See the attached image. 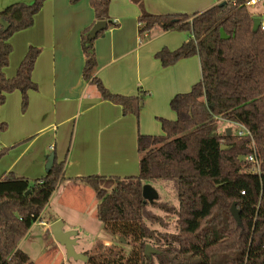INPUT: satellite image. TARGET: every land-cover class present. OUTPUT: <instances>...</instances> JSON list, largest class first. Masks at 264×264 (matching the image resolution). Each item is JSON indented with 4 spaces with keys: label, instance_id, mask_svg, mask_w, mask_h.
<instances>
[{
    "label": "trees",
    "instance_id": "1",
    "mask_svg": "<svg viewBox=\"0 0 264 264\" xmlns=\"http://www.w3.org/2000/svg\"><path fill=\"white\" fill-rule=\"evenodd\" d=\"M45 1L13 2L0 12V18L10 25L5 30L0 24V106L8 93L19 90L25 111L28 92L38 88L32 72L40 47L28 48L12 78L4 69L13 51L10 38L33 26ZM132 1L142 8L138 17L141 34L160 27L186 32L189 37L180 47L162 48L155 54L162 65L199 55L202 78L187 93L171 98L176 118H158L162 134L138 133L137 175L76 178L93 189L97 218L104 229L120 242L124 239L134 245L127 250L116 243L98 242L92 254L85 252V264H264V29L253 30L255 17L244 0H217L218 4L202 12L162 14L146 11L143 0ZM223 1L226 3L221 4ZM109 3L90 0L94 21L81 33L82 75L103 99L120 104L124 114L138 119L146 94H116L95 74V41L117 25L111 20ZM99 21L107 25L90 39L89 33ZM222 119L250 129L258 172L243 158L253 151L251 139L220 132ZM7 127L0 118V133ZM10 149H0V158ZM65 164L55 156L52 169L35 180L13 172L0 174V264H35L19 244L43 218L52 193L64 179ZM159 180L172 184L178 205L161 198L153 204L146 201L143 185ZM233 203L240 211L238 221L232 213ZM150 207L175 215L178 231L151 228L147 221L165 228L168 223ZM151 240L157 252L148 255L147 242Z\"/></svg>",
    "mask_w": 264,
    "mask_h": 264
},
{
    "label": "crops",
    "instance_id": "2",
    "mask_svg": "<svg viewBox=\"0 0 264 264\" xmlns=\"http://www.w3.org/2000/svg\"><path fill=\"white\" fill-rule=\"evenodd\" d=\"M19 1L30 4L34 0L4 1L0 12ZM218 3L143 0L146 11L159 14L202 12ZM109 5L111 20L117 25L109 27L95 41L98 60L95 74L116 94L136 95L140 91L146 94L138 119L133 114H124L120 104L103 99L96 86L82 75L85 58L81 33L94 21L90 0H47L35 15L33 26L15 32L10 38L13 51L4 69L9 78L15 75L31 45L42 51L32 72L38 88L28 92V108L21 110L19 90L8 93L0 106V118L8 124V129L0 134V149L11 148L0 159L1 174L13 172L30 180L40 178L47 173L51 151L58 161H66L64 179L52 193L43 218L36 222L47 229L58 219L64 221V227L67 225L58 205L86 214L85 196L95 193L76 178L137 175L138 133L162 134L158 118H176L170 107L171 98L187 93L202 78L199 55L166 67L155 56L162 48L180 47L189 38L186 32L154 27L141 34L140 5L132 0H110ZM259 14H264V10H259Z\"/></svg>",
    "mask_w": 264,
    "mask_h": 264
},
{
    "label": "rangeland",
    "instance_id": "3",
    "mask_svg": "<svg viewBox=\"0 0 264 264\" xmlns=\"http://www.w3.org/2000/svg\"><path fill=\"white\" fill-rule=\"evenodd\" d=\"M4 1L7 0H0V4H2ZM259 10H264L263 2H260L251 9L253 17L263 19L264 14H259ZM219 123L220 132H223L225 129H227V127H235V124L233 122L226 119H222V121H220ZM4 156H2L1 158H4ZM1 172L2 169L0 168V174ZM151 184L160 194L159 198L169 201L172 204L178 205V196L172 188L171 183L159 180ZM85 200L86 214L83 215L76 210L64 208L58 205L61 208L64 216H66L67 218V225L64 227V230H74L77 233L75 236V238L77 239V242L75 244L76 251L79 253L88 252V255L92 254L96 247L95 245L98 242H103L105 245L116 243L120 246H124L127 250L132 249L134 247L133 244L124 239L120 242V240L118 238H114L107 231V229H104L103 223L97 218L95 212V202H97L95 195L92 194L90 196L87 193L85 196ZM150 208L155 213H159L160 215L165 217L166 222L168 223V227L165 228L159 223H152L150 221H147V224L151 228L156 230L159 229L160 231H168L171 233L178 231L175 215H168L165 211H162L159 208ZM47 214L48 213L45 212V215ZM47 216V218H49V215ZM147 244L152 245L154 249L157 246L152 240L148 241ZM19 247L25 250L30 255V258L35 264H85V262L80 259H75L73 257L69 258L67 255L66 247H64L55 238L52 230H50V228H44L38 223H36V225H33L30 228L29 233L21 239Z\"/></svg>",
    "mask_w": 264,
    "mask_h": 264
},
{
    "label": "water",
    "instance_id": "4",
    "mask_svg": "<svg viewBox=\"0 0 264 264\" xmlns=\"http://www.w3.org/2000/svg\"><path fill=\"white\" fill-rule=\"evenodd\" d=\"M226 2H222L221 4H225ZM261 19L260 18H255L254 19V25H253V30H258L260 28L261 25ZM0 24L2 26H4L5 30H8L10 28L9 23L4 20L3 18H0ZM107 23L105 21H99L95 24V26L91 29L90 33H89V38H94L96 37L97 33L104 29L106 27ZM226 133L227 135H231L232 134V129L231 127H227L226 129ZM224 147V145H223ZM55 152L52 151L51 154L48 156L47 159V165H46V169L47 172L52 169V166L54 164V160H55ZM29 193V191L27 192V194ZM142 193L144 198L146 199V201H149L151 204H153L154 202H156V200L159 198L160 194L157 192L156 188L153 187V185L151 183H145L142 187ZM232 213L235 217V219L238 221L239 220V216H240V211L238 208H236V205L233 203L232 206ZM50 230H52L53 235L55 236V238L67 249V255L69 258L73 257L75 259H80L84 262H86L88 260V256L85 253H79L76 251V231L74 230H64V221L62 219H58L56 221L53 222V224L50 225ZM123 240V239H122ZM157 252L154 248H152L151 245H148L146 248V253L148 255H150L151 253H155Z\"/></svg>",
    "mask_w": 264,
    "mask_h": 264
},
{
    "label": "built area",
    "instance_id": "5",
    "mask_svg": "<svg viewBox=\"0 0 264 264\" xmlns=\"http://www.w3.org/2000/svg\"><path fill=\"white\" fill-rule=\"evenodd\" d=\"M245 2V5L249 8V10L251 11V9L256 6L257 4H259L260 2H263L264 3V0H244ZM251 8V9H250ZM261 25H260V28L261 29H264V18L261 19ZM234 123V122H233ZM235 124V127L232 126L231 129H232V134H234L235 136L237 137H248L249 139H251L250 141V148L253 150L252 152L246 154V155H243V158L252 163L253 165V170L258 172L259 171V160H258V156H256V148H255V140L253 139L252 137V134H251V131L250 129L240 123H234ZM226 130V129H225ZM53 149V146L51 147ZM242 193H245V191L242 190ZM44 224V223H43Z\"/></svg>",
    "mask_w": 264,
    "mask_h": 264
}]
</instances>
